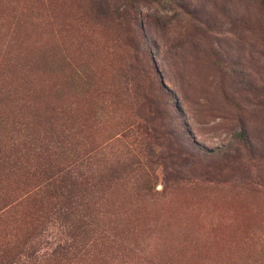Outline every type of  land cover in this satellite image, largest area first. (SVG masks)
I'll use <instances>...</instances> for the list:
<instances>
[{
	"label": "rangeland",
	"instance_id": "1",
	"mask_svg": "<svg viewBox=\"0 0 264 264\" xmlns=\"http://www.w3.org/2000/svg\"><path fill=\"white\" fill-rule=\"evenodd\" d=\"M8 43L98 186L77 264H264V0H0Z\"/></svg>",
	"mask_w": 264,
	"mask_h": 264
},
{
	"label": "trees",
	"instance_id": "2",
	"mask_svg": "<svg viewBox=\"0 0 264 264\" xmlns=\"http://www.w3.org/2000/svg\"><path fill=\"white\" fill-rule=\"evenodd\" d=\"M19 66L8 43L0 49V222L7 220L0 264H77L97 240L90 211L98 186L60 113L47 110ZM154 71L160 76L155 64ZM24 215L30 222L19 234L18 217Z\"/></svg>",
	"mask_w": 264,
	"mask_h": 264
}]
</instances>
